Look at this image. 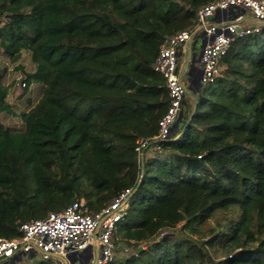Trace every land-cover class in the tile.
Masks as SVG:
<instances>
[{
    "label": "trees",
    "instance_id": "trees-1",
    "mask_svg": "<svg viewBox=\"0 0 264 264\" xmlns=\"http://www.w3.org/2000/svg\"><path fill=\"white\" fill-rule=\"evenodd\" d=\"M215 1L0 0V50L14 63L29 51L35 65L23 95L45 86L24 132L0 120V237L132 190L114 237L123 250L107 264H264V25L232 43L219 80L186 100L143 168L135 151L170 105L153 70L161 46ZM8 96L0 75V114L16 116Z\"/></svg>",
    "mask_w": 264,
    "mask_h": 264
},
{
    "label": "built area",
    "instance_id": "built-area-1",
    "mask_svg": "<svg viewBox=\"0 0 264 264\" xmlns=\"http://www.w3.org/2000/svg\"><path fill=\"white\" fill-rule=\"evenodd\" d=\"M231 8H236L247 16L240 14L232 20L222 17L216 22L213 21L218 13H224ZM262 25L264 0H217L199 8L196 25L191 30L179 32L166 39L153 70L165 79L170 105L158 123V133L152 138L137 140L135 151L140 162L147 153L159 151L161 144L171 138L175 124L182 115L187 84L185 74H181L179 60L187 46L191 43L195 48L199 39L204 37L199 60L200 85L203 89L221 77V61L232 43L258 32ZM1 26L0 21V28ZM20 86L25 88L26 84L21 82ZM131 194L132 190L124 191L96 213L89 210L85 199H80L60 212L50 213L44 219L23 224L20 228L21 237H0V261L30 254L63 264L60 258L89 251L87 264L111 262L116 250V230L128 214ZM97 250L99 256L96 258Z\"/></svg>",
    "mask_w": 264,
    "mask_h": 264
},
{
    "label": "rangeland",
    "instance_id": "rangeland-1",
    "mask_svg": "<svg viewBox=\"0 0 264 264\" xmlns=\"http://www.w3.org/2000/svg\"><path fill=\"white\" fill-rule=\"evenodd\" d=\"M203 42L204 39L202 37L198 41V45ZM179 65L180 69H182L184 65L182 55L179 60ZM34 69L35 65L31 60V54L29 51L23 50L20 60L14 63L10 57L0 50V75L2 76V82L9 89V96L7 100L11 103L16 113V116L0 114V120L5 126L9 127L14 132H24L26 130L25 123L23 122L21 116L34 108L39 103L45 92L44 85L36 84L34 86L31 85L27 94L23 95V88L20 86L23 81V73H31ZM20 79L22 80L20 81ZM199 90L202 91V88L200 87ZM186 100H192V97L187 94ZM118 250H123V243L116 246L115 252ZM89 256L90 252L88 251L84 253H73L69 255L68 258L73 263L79 262L85 264V261Z\"/></svg>",
    "mask_w": 264,
    "mask_h": 264
},
{
    "label": "crops",
    "instance_id": "crops-1",
    "mask_svg": "<svg viewBox=\"0 0 264 264\" xmlns=\"http://www.w3.org/2000/svg\"><path fill=\"white\" fill-rule=\"evenodd\" d=\"M240 14L247 16L246 13H244L242 11L240 12V10H238L236 8H231L224 13H218L216 15V17H214L213 21L216 22L217 20L221 19L222 17L227 19V20H232ZM250 22L253 23V21L251 19H250ZM203 39H204V37H203ZM203 43L200 45H198V43H197L195 48L191 44V45L187 46L186 50L180 54V57L182 55V58L184 59V65H183V68L181 69V74H183V75L185 74V82L187 84V87L195 88L199 82L200 77H201V69L199 66V60H200V55L202 52ZM188 60H189V62H188ZM34 85H36V84H33L32 86H34ZM199 92H200V90L196 91L195 93L193 92L194 97L191 95L190 96L193 99H195L196 95ZM178 127H174L173 131H175V129H177ZM149 155H150V153H147L146 157H148Z\"/></svg>",
    "mask_w": 264,
    "mask_h": 264
},
{
    "label": "water",
    "instance_id": "water-1",
    "mask_svg": "<svg viewBox=\"0 0 264 264\" xmlns=\"http://www.w3.org/2000/svg\"><path fill=\"white\" fill-rule=\"evenodd\" d=\"M190 45H191V43H190ZM203 47H204V45L202 46V49H203ZM201 54H202V52H201ZM200 57H201V55H200ZM188 62H189V60H188ZM200 78H201V77H200ZM200 87H201V85H200V79H199V82H198V84H197V86H196L195 88H193V87H187V94H188V95H191V96L194 97V93H195L196 91H199ZM193 92H194V93H193ZM180 122H181V117H180V119L177 121V123L175 124V127H178L179 124H180ZM143 163H144V159L141 160V166H142V168H143ZM98 256H99V252H98V250H97V251H95V257L97 258ZM60 260H61V262H62L63 264H75V263H73L72 261H70L69 258H60ZM87 263H88V261L86 260V261H85V264H87Z\"/></svg>",
    "mask_w": 264,
    "mask_h": 264
}]
</instances>
